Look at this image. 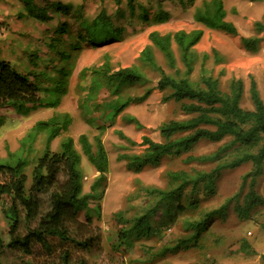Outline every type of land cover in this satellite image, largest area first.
I'll return each instance as SVG.
<instances>
[{
	"label": "trees",
	"instance_id": "trees-1",
	"mask_svg": "<svg viewBox=\"0 0 264 264\" xmlns=\"http://www.w3.org/2000/svg\"><path fill=\"white\" fill-rule=\"evenodd\" d=\"M0 0L2 8L9 9L11 18L19 22L31 19L44 24L52 17L57 20L66 18L69 8L49 0ZM118 6L121 0H113ZM194 0H189L190 4ZM263 2L264 0H245ZM159 5V4H157ZM131 15L135 12L132 0H126ZM69 7V6H68ZM141 21H148L146 9L138 6ZM221 0H203L194 9L193 20L202 28L210 31L238 36L240 44L249 53L258 51L264 41V19L254 22L255 35L241 36L235 25L225 19ZM153 22H165L166 13H153ZM16 16V17H15ZM66 16V17H65ZM78 24L75 40L68 36L67 21L54 28L46 47L60 66L56 69V81L53 89H45L41 95L32 73L22 72L9 61L0 59V108H10L19 117H27L38 107L55 109L60 97L66 94L68 80L76 67V60L67 50L59 48L57 43L64 35L68 37L67 48L80 54L84 48L102 47L121 39L123 29L115 28L105 10H100L91 19L82 18L79 13L71 15ZM9 25L0 22V47L8 42L3 36ZM261 35V36H260ZM203 36L201 28L191 31L179 30L174 33L148 35L149 44L139 53L138 63L157 74L154 87L148 88L139 97L122 94L123 88L145 85L148 80L136 66L113 69L108 59L93 67H81L77 76V89L85 95L80 107L85 111V119L91 125L95 119L115 120L130 105L140 104L153 90L161 94V101L178 106L185 117L182 120H169L159 128L161 141L156 142L142 137L137 144L141 151L133 154H121L118 161L124 162L126 170L139 173L147 167H158L168 158H179L199 142L219 144L216 149L200 156H187L186 164L211 165L209 170L189 169L188 171L168 172L166 188H142L146 199L144 207L131 217L121 213L115 215L120 225L115 233V248L128 250L133 242L152 236L166 234L175 223L176 217L184 212H198L199 218L186 220V238L177 239L164 248V252H176L196 246L201 236L208 231L214 218L225 215L232 208L237 217L246 220L260 200L254 192L255 180L262 175L264 168V102L260 97L254 79L249 76L248 99L251 109L242 107L244 84L242 80L230 78L226 88H222L217 77L204 68L208 55L201 56L199 72L192 78L198 58L193 48ZM260 36V37H259ZM70 42V43H69ZM179 51L180 70L177 67L175 52ZM155 53L165 62L170 73L158 64ZM214 61L219 63L218 53L213 49ZM115 98L113 107H102L104 99ZM96 114V115H95ZM121 120L141 129V124L133 117L121 115ZM70 123L67 114H56L46 121H38L31 133L25 135L20 143V154L10 155V163L0 161V220L3 221L6 240L0 234V264L6 248L17 250L30 258L25 264H87L82 257L100 244V235L92 228L93 218L100 216V202L103 190L100 188L108 170V158L102 143L105 125L96 128V135L89 140L86 135L78 136L77 142L81 154L74 147L71 138H64L56 152L49 150V143L61 132L66 131ZM46 132L44 151L34 159L29 175L25 173L28 156L32 152L35 136ZM117 137L135 146L121 131H115ZM98 173L97 179L83 194V176L81 159ZM249 164L251 171L242 179L239 193L227 199L223 205L208 211L202 210V203L213 200L217 193V180L221 173ZM248 181V182H247ZM248 191L239 202L243 186ZM49 194V206L40 215V198ZM38 217L36 223L32 220ZM83 220L80 221L79 218ZM264 228V226H263ZM239 253L253 255L254 251L246 241H241Z\"/></svg>",
	"mask_w": 264,
	"mask_h": 264
},
{
	"label": "rangeland",
	"instance_id": "rangeland-1",
	"mask_svg": "<svg viewBox=\"0 0 264 264\" xmlns=\"http://www.w3.org/2000/svg\"><path fill=\"white\" fill-rule=\"evenodd\" d=\"M42 3L43 1L37 0ZM135 12L131 15L126 6V0H121L120 5H116L113 0H49V3L66 5L69 8L66 18L61 20L52 17V20L40 24L31 19L19 22L14 19L12 27L16 30L13 43L21 48L23 43L34 42V50L25 49L19 53L16 49H10L8 59L13 67L22 72L32 73V78L41 89L44 96L45 89H53L56 81V69L60 62L50 53L46 47L49 42V34L52 35L54 28L62 22L67 21L68 36L75 40V33L78 32V24L71 15L79 13L82 18L91 19L100 10H105L109 15L110 21L115 28L123 29L122 37L118 42L110 43L102 47H91L82 42L84 48L80 54L76 51H69L68 36L59 38L57 46L67 50L72 58L76 60V67L68 80L66 94L60 97L58 107L49 109L38 107L27 117H19L10 108H0V161L10 163L8 154L19 155L20 143L23 137L31 133L33 126L38 121H46L56 114H67L70 123L66 131L61 132L57 137L50 141L48 147L51 152L59 149L60 142L69 137L74 142V147L81 154L80 146L77 142L78 136L86 135L91 140L96 135V128L105 125L102 134V143L108 158V170L104 175V180L100 188L103 190L99 200L100 216L93 218L92 228L99 233L100 244L92 251L85 252L82 257L87 264H264V168L262 175L258 176L254 184V192L260 200L258 205L250 212L249 218L242 220L237 217L232 208V204L221 218H214L210 223V228L198 240L196 246L188 249H179L176 252H164V248L171 246L177 239L186 238L190 232L186 231V220H196L198 212H184L176 217L171 229L164 234H154L149 237L141 238L133 242L128 250L115 248V233L120 227L115 219L117 213L125 217H131L144 207L146 199L143 196L142 188H166L168 172H177L189 169L209 170L211 165H200L196 163L186 164L184 158L187 156H200L213 152L219 144L199 142L187 153H183L179 158H168L161 162L158 167H147L139 173H133L125 168L124 162L118 161L117 157L121 154H133L141 151L137 144L142 137H148L153 141L160 142L158 128L169 120H182L185 117L180 113L178 106L173 103L161 101V94L157 90L152 93L140 104L128 106L115 120L109 121L105 118L95 119L93 124H89L85 119V111L80 107V102L85 93L77 89V76L81 67L98 66L108 59L113 69L136 66L148 80L142 86L134 85L123 88L122 94L129 97H139L148 88L154 87L157 81V74L149 68L138 63L137 58L142 49L149 44L148 35L151 32L159 34L174 33L179 30L191 31L201 28L203 36L200 42L193 48L198 58L192 78L196 79L199 72V65L202 55H208L204 61V68L211 72L212 76L217 77L222 88H226L230 78L242 80L244 84V96L241 105L245 109H251L248 99L249 76H251L257 86V90L264 102V41L260 44L255 53L247 52L240 44L238 36H230L224 33L210 31L202 28L193 20L194 9L203 0H194L191 4L189 0H132ZM225 11V19L235 25L239 34L244 37L255 35L253 29L254 22H261L264 19V1L248 2L245 0H221ZM159 4V5H157ZM69 6V7H68ZM138 6H143L146 10L145 15L148 21H141ZM161 8L163 13L169 16L165 22H153V13ZM9 9L2 8L0 4V22L8 24L11 20ZM16 17V16H15ZM24 24L28 31L18 30V24ZM261 36V35H260ZM259 36V37H260ZM70 43V42H69ZM20 45V46H19ZM3 48V47H2ZM215 50L220 58V62L214 61L211 50ZM158 64L170 73L162 57L155 53ZM177 67L182 70L179 62L180 53L175 52ZM0 59H3L0 57ZM5 60V59H3ZM24 60V61H23ZM15 61L29 63L32 69H22ZM26 61V62H25ZM102 107H113L117 103L115 98H106L101 102ZM96 115V114H95ZM121 115L135 118L142 126L137 129L121 120ZM115 131H121L129 140L136 143L132 146L119 139ZM32 144V152L27 158L25 173L29 175L34 159L38 157L46 146V132L35 136ZM251 171L249 164L242 165L233 170H226L221 173L217 180V193L213 200L202 203V210L208 211L223 205L225 201L233 195L239 193L242 179ZM81 172L83 176V194L89 192V187L97 179L98 173L90 167L84 157L81 159ZM248 182V181H247ZM248 191V184L243 186L239 202H242L244 194ZM49 194L44 193L40 198V215L49 206ZM38 217L32 220L36 223ZM83 220L82 217L79 218ZM0 234L6 238V231L3 221L0 220ZM246 241L254 254H242L237 252L241 241ZM30 258L21 252L6 248L1 258L3 264H25Z\"/></svg>",
	"mask_w": 264,
	"mask_h": 264
},
{
	"label": "crops",
	"instance_id": "crops-1",
	"mask_svg": "<svg viewBox=\"0 0 264 264\" xmlns=\"http://www.w3.org/2000/svg\"><path fill=\"white\" fill-rule=\"evenodd\" d=\"M7 22H8L9 28H8L7 32L5 33V35L3 36V38H5L8 42H5V46L3 48L0 47V57H2L5 60L12 59V56H10V49H16L19 53L24 52L25 49L34 50V48H35L34 42L35 41H32V43H23V45H21V48H18V46H16V44H19V43H13V40H15L14 38H15L16 30H13L12 27L15 23H19V22L13 21V18H11V20H7ZM18 27H19L18 30H21L23 28L22 30H24V31H28V32L30 31L29 28H24V24L21 25V23H20V24H18ZM50 38H51V35H49V41H50ZM15 63L17 64V67L19 68V66L21 67L23 62L20 63L19 61H15ZM24 68L25 69L28 68V71L30 70V68L32 69V67H31V65H29V63L28 64L24 63L22 65V69H24Z\"/></svg>",
	"mask_w": 264,
	"mask_h": 264
}]
</instances>
